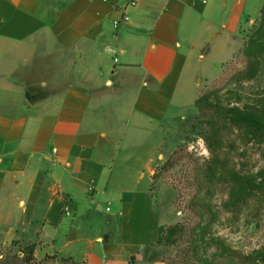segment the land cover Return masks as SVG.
Returning a JSON list of instances; mask_svg holds the SVG:
<instances>
[{
    "label": "crops",
    "instance_id": "0c3cea01",
    "mask_svg": "<svg viewBox=\"0 0 264 264\" xmlns=\"http://www.w3.org/2000/svg\"><path fill=\"white\" fill-rule=\"evenodd\" d=\"M263 4L0 0V244L74 264L148 258L162 235L152 183L163 128L198 98L197 58L228 51ZM58 51L74 73L50 91L58 65L43 59ZM30 87L49 94L35 103Z\"/></svg>",
    "mask_w": 264,
    "mask_h": 264
},
{
    "label": "rangeland",
    "instance_id": "374dc122",
    "mask_svg": "<svg viewBox=\"0 0 264 264\" xmlns=\"http://www.w3.org/2000/svg\"><path fill=\"white\" fill-rule=\"evenodd\" d=\"M261 9L257 13L258 7L251 6L239 33L226 41L228 51L220 44L211 61L197 58L198 98L163 128L169 151L152 183L162 235L139 264H264V137L256 129L235 128L209 142L223 109L239 107L264 122V55L250 59L264 47V33L257 35ZM52 61L59 84L50 91H60L74 73V61L61 51L44 58L43 65ZM33 89L28 95L35 103L49 94ZM143 241L136 245L149 248L151 236ZM29 253L28 244L19 240L0 244V264H74L42 255L27 260Z\"/></svg>",
    "mask_w": 264,
    "mask_h": 264
},
{
    "label": "trees",
    "instance_id": "16d2710c",
    "mask_svg": "<svg viewBox=\"0 0 264 264\" xmlns=\"http://www.w3.org/2000/svg\"><path fill=\"white\" fill-rule=\"evenodd\" d=\"M261 14H262V18H261V23H260V27L257 31V35H261L264 33V5L261 9ZM252 43H255V41H253ZM261 54L256 55L255 57H250V59H257L259 58V56L264 55V47H262L260 49ZM259 60H256V64L258 63ZM251 66V65H250ZM248 73V71H245L244 73L242 72L241 75H246ZM205 99H201L198 102H204ZM211 108L216 109V110H222L221 107H217V105H209ZM222 116V121L220 123V126L218 128H216L213 132H212V136L210 138V144H211V140L213 139H221L223 132H225L226 130L229 131L231 129H235L238 128L239 131H245L247 129H256L257 132H260L259 135L264 137V122H260L259 120H256L255 118H253L252 116L248 115L246 113L245 110L240 109L239 107H232V108H227V109H223V115ZM246 136V135H245ZM212 154H214V150L212 149ZM210 170H212V168L210 167ZM28 249H29V254H30V258H27V260L31 259L32 257L34 258V246L33 245H28ZM65 260H69V259H65ZM253 264H256V262L252 261Z\"/></svg>",
    "mask_w": 264,
    "mask_h": 264
},
{
    "label": "built area",
    "instance_id": "2783aa9c",
    "mask_svg": "<svg viewBox=\"0 0 264 264\" xmlns=\"http://www.w3.org/2000/svg\"><path fill=\"white\" fill-rule=\"evenodd\" d=\"M203 3H207V0H201ZM134 5V4H133ZM127 21V17H126V15H124L123 16V19L121 20V21H117V22H115V25H119V24H121L122 22H126ZM108 211H109V209H107ZM64 214L67 216V217H69V216H72L73 214H72V211H71V209L68 207V205H66L65 206V208H64Z\"/></svg>",
    "mask_w": 264,
    "mask_h": 264
}]
</instances>
